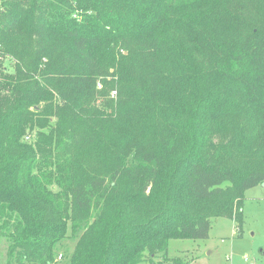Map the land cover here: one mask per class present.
Returning <instances> with one entry per match:
<instances>
[{
	"label": "trees",
	"instance_id": "16d2710c",
	"mask_svg": "<svg viewBox=\"0 0 264 264\" xmlns=\"http://www.w3.org/2000/svg\"><path fill=\"white\" fill-rule=\"evenodd\" d=\"M263 182L264 0H0L3 264H183Z\"/></svg>",
	"mask_w": 264,
	"mask_h": 264
},
{
	"label": "rangeland",
	"instance_id": "374dc122",
	"mask_svg": "<svg viewBox=\"0 0 264 264\" xmlns=\"http://www.w3.org/2000/svg\"><path fill=\"white\" fill-rule=\"evenodd\" d=\"M114 93L112 91L111 95L116 97ZM35 137V132L28 130L24 139L33 141ZM241 208L239 233L233 218L214 216L207 238L171 239L168 255L180 258L183 264H264V182L245 191ZM74 243L73 240H65L59 247L63 264H69ZM2 249L0 244V264H3ZM66 253L70 254L66 256Z\"/></svg>",
	"mask_w": 264,
	"mask_h": 264
}]
</instances>
